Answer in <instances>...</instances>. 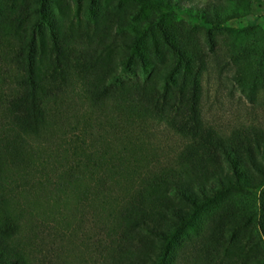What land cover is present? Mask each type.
Here are the masks:
<instances>
[{"label": "rangeland", "instance_id": "374dc122", "mask_svg": "<svg viewBox=\"0 0 264 264\" xmlns=\"http://www.w3.org/2000/svg\"><path fill=\"white\" fill-rule=\"evenodd\" d=\"M29 70L1 261L264 264V0H0V151Z\"/></svg>", "mask_w": 264, "mask_h": 264}, {"label": "trees", "instance_id": "16d2710c", "mask_svg": "<svg viewBox=\"0 0 264 264\" xmlns=\"http://www.w3.org/2000/svg\"><path fill=\"white\" fill-rule=\"evenodd\" d=\"M29 56H30L29 62L31 63L33 62L32 60L33 53H30ZM125 70H127V72L129 73L131 72V70H129L128 67L125 68ZM125 70L123 71L126 72ZM123 71L119 73V76L122 73H124ZM29 76L31 77L29 79L31 89L29 90V92H26L25 95L32 96V92H33V97H32L33 106L31 105L30 107L32 108V110L29 111V114H23L20 118H18V115H17V119L16 118L13 119V122L15 123L14 125L15 127L12 128V130L15 131V135L14 136L12 135L10 138L6 140L5 144L3 145L4 146L3 150L0 151V170L1 171H4L8 167H11V166H13L14 168L15 167L19 168L18 165L27 164V161L31 160L30 156H28V158H25V155L28 154V152H24L26 150L25 147H28V145H26L28 144V138L31 137L30 135H33V134H35V137L42 135V130L45 128L46 122L44 121V115L41 114L42 113L41 111L40 112L38 111V107L35 104L36 87H35V82L33 81V78H32V71L30 72ZM122 80L123 79L120 77L117 80L118 87L120 88H122L125 83ZM182 82H178L179 83L178 85L182 86L181 84ZM113 88L114 86H105L104 90L108 92L109 90H113ZM102 91L103 90L100 91L101 94H102ZM159 96H161V94H159ZM38 115L41 116L40 121L37 118ZM178 195L180 196V194ZM190 196H191L190 193H183V198H185L187 201H189L190 204L195 206L196 201ZM176 214L177 216L181 217V215L178 212H176ZM182 223H183V226L186 225V222L183 218H182ZM133 226H134V229L139 230V232H141L142 230L145 232L156 234L158 237H160L164 241V251H163L162 257L160 258L161 261L164 260L165 255L168 252L169 246L172 242V239L175 238L178 230L182 228L180 227L179 229L173 230L171 233H166L165 231H163V229L160 226L153 224L151 220H147V219L143 221L142 220L139 221L135 219V223L133 224ZM122 235L123 237H127V238L130 237L129 234L127 233H124ZM3 261L0 260V264H7L6 261L4 262ZM12 263L14 264L15 261H13Z\"/></svg>", "mask_w": 264, "mask_h": 264}]
</instances>
